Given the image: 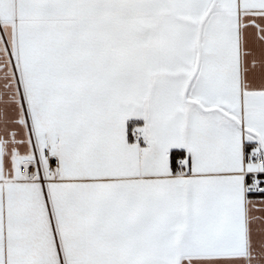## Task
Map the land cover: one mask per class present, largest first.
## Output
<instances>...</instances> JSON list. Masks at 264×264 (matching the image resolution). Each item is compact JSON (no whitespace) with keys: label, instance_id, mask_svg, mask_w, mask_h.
I'll return each instance as SVG.
<instances>
[{"label":"snow or ice","instance_id":"snow-or-ice-1","mask_svg":"<svg viewBox=\"0 0 264 264\" xmlns=\"http://www.w3.org/2000/svg\"><path fill=\"white\" fill-rule=\"evenodd\" d=\"M0 264H264V0H0Z\"/></svg>","mask_w":264,"mask_h":264}]
</instances>
